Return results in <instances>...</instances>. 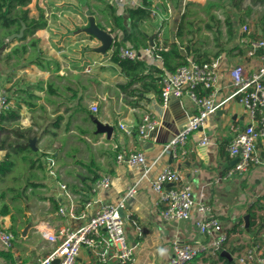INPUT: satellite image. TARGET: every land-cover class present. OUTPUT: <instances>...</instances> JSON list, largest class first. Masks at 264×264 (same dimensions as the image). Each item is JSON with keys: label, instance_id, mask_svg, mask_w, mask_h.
<instances>
[{"label": "crops", "instance_id": "crops-1", "mask_svg": "<svg viewBox=\"0 0 264 264\" xmlns=\"http://www.w3.org/2000/svg\"><path fill=\"white\" fill-rule=\"evenodd\" d=\"M111 2L113 3L112 0ZM143 4L149 5L152 16V19L143 25L144 32L148 36L147 47L153 46L159 53L163 50L167 51L172 45H177L186 57L195 60L204 58V61L219 60L217 84L219 101L228 99L234 91L231 72L236 65H242L248 71L255 70L261 65L257 55H247V47L243 45L242 40L245 37L264 39V0H143ZM114 6L118 14L123 15L124 22L129 28L130 17L126 11L128 6L125 0ZM156 7L161 9L159 16L152 14V9ZM94 15L98 22L106 23L103 14L97 12ZM106 28L111 29L108 25ZM111 32L115 36L119 35L117 30ZM152 34H155L154 44L150 45L149 36ZM94 41L99 44L97 40ZM147 47L138 49L140 59L144 60L148 67H163L160 62L153 59L151 53L146 50ZM93 54L98 53H91L89 56L92 57ZM74 60L68 59L67 66L62 65L61 70L65 69L64 73L67 69L77 72L72 68L71 62ZM77 60L81 68L91 67L84 57ZM112 66L119 73L116 79L111 81L100 74L103 72V67L99 66L93 71L94 76L90 75L92 78H97L99 84L93 82L89 86L88 81L85 80L84 83L88 88L83 92L79 89L87 109L102 121L115 126L112 137L108 139L105 135L81 134V129L88 131L95 129L92 120L85 122L82 116H78L68 125L71 111H65L66 106L60 108L59 113L65 116V120L58 130L57 138L53 140L43 136L45 142L42 146H38L39 142H37L38 148L44 147L46 143L51 144L50 153L55 152L54 148H61L59 152L56 151L60 155L55 164L57 176L37 173L35 179L44 186L37 190V196L29 202L28 222L20 230L21 239H30L32 234H37L40 241L30 244L27 250L22 251L15 243L16 238L14 250H9L13 258L9 259L0 254V264L34 262L38 258L45 257L54 248V243L46 240L43 235L44 230L55 232L67 222L72 228H78L89 219L101 203L116 202L121 195L133 187L136 188V192L128 198L123 210L125 228L131 244L135 247L137 264H170L173 256L172 241L176 237L183 243L191 245L209 242L196 228V221L204 217L197 211H194L188 220L167 221L162 217L163 205L158 202V195L152 189V181L167 165L181 170L185 181L191 183L197 202L214 206L217 216L229 231L223 249L231 254L229 260L238 264L237 255L252 246H257L264 256V227L260 228L259 225V220L264 219V166L258 164L249 168L243 175L236 174L231 178L226 176L237 161L227 150L232 137L230 126L233 124L244 128L250 123V118L238 98L228 99L216 114L208 118L203 128L189 136L185 145L187 154L182 160H178L173 157L169 149H166V144L158 143L154 139V144L145 148L146 141L139 137V132L137 135L134 134L135 128H138L149 112H152L162 123V116L156 108L163 106L157 101L154 92L146 95L149 99L146 104L131 106L119 87L126 78L116 65L112 64ZM82 71L81 73L86 75L85 70ZM109 91L112 94H109ZM180 99L185 113L176 111L179 118H175L172 111L167 112L166 128L167 126L177 128L178 121L197 113L195 103L187 95ZM75 103L76 101L72 102ZM94 104L98 106L96 112L91 108ZM169 106L177 108L178 102L171 101ZM48 108L52 109V107L47 106V110L48 115L54 117L56 115L54 110L49 112ZM20 127H31V121L25 115L20 120ZM162 133V138H165L167 132ZM203 135L210 137L208 145H199ZM116 150L118 153L144 151L150 165L149 169H135L118 164ZM76 160H83L85 163L94 161L99 166L100 177L110 175L111 186L98 192L93 191L94 182L88 178L91 174ZM61 184L66 187L62 188ZM28 193L31 194V190ZM40 196L45 198L39 199ZM54 200H57L59 208L61 206L66 208V215H62L59 209H56ZM246 215H249L248 228H246ZM28 223H31V227L27 235L23 236L22 231ZM0 224L9 228L10 216L0 215ZM262 224L264 226V223ZM233 229L235 232H232ZM220 255L221 253L217 256L203 254L188 264H225V261L220 259ZM77 264L120 263L115 259L101 263L95 251L83 248L77 258Z\"/></svg>", "mask_w": 264, "mask_h": 264}, {"label": "built area", "instance_id": "built-area-1", "mask_svg": "<svg viewBox=\"0 0 264 264\" xmlns=\"http://www.w3.org/2000/svg\"><path fill=\"white\" fill-rule=\"evenodd\" d=\"M112 1L114 4L123 2V0ZM125 3L128 7L144 6L143 0H125ZM160 13L159 7L152 9L154 16H159ZM108 30L111 31L110 28ZM113 37L114 44L116 36ZM242 43L247 47V55H257L261 65L252 71H248L242 65H236L231 72L234 91L228 99L238 98L250 118V123L244 128L233 124L230 126L232 137L227 150L237 161L227 172L228 178L236 174L243 175L252 166L258 164L264 166V39L245 37ZM113 44L111 52L114 50ZM146 50L151 53L155 61L161 63V66L164 64L162 56L153 46L147 47ZM118 56L137 60L141 55L133 45L125 44L119 47ZM218 68V59L199 62L186 57L185 62L176 70L163 71L161 74L160 103L163 107L169 106L172 95L180 98L187 95L197 108V113L190 117L186 127L166 144V149L172 152L175 159L182 160L186 156L185 145L189 136L203 128L208 118L216 114L228 101V99L222 101L217 99ZM13 105L14 99L7 89L6 82H0V115ZM91 108L94 112L98 110L97 104L92 105ZM160 123L161 121L152 112L147 113L138 125L139 137L147 141L150 132L156 130ZM121 127L126 129L124 125ZM209 142L210 137L203 135L199 145H208ZM48 161L49 173L57 176L54 160L49 158ZM116 161L118 164L135 169L148 170L150 167L146 153L141 150L120 152L116 156ZM111 182L110 175H103L94 182L92 189L95 192L107 189L111 186ZM61 187L65 188L66 185L61 184ZM152 189L158 195V202L163 205L161 215L165 220H188L194 211L204 216L196 221V228L209 242L191 245L183 243L176 237L172 241L173 256L170 264H188L203 254L217 256L221 253L228 240L229 231L217 216L213 205L196 201L191 183L185 181L179 168L170 165L163 167L153 179ZM135 192L136 188L133 187L121 195L116 202L101 203L89 219L78 228H72L67 222L55 232L44 230L43 235L46 240L54 243V248L45 257L38 258L34 262L19 261L17 264H77V258L83 248L95 251L101 263L115 259L120 264H137L135 247L129 240L125 220L120 213V210L126 206L128 198ZM59 212L66 215V208L61 206ZM15 239L16 235L0 224V249L13 251ZM236 261L238 264H264V256L257 246H252L238 254Z\"/></svg>", "mask_w": 264, "mask_h": 264}, {"label": "trees", "instance_id": "trees-1", "mask_svg": "<svg viewBox=\"0 0 264 264\" xmlns=\"http://www.w3.org/2000/svg\"><path fill=\"white\" fill-rule=\"evenodd\" d=\"M74 1L77 8L86 5L87 9L93 14L97 12L103 14L106 23L99 22L100 26L106 28L108 25L112 31L117 30L119 32L113 44L112 55L107 53L106 57L119 68L120 73L126 78L123 83L119 84V87L125 94L129 104L133 107L146 104L145 102H149L146 96L149 92H154L157 95V101L161 102V74L163 71L172 72L185 62L186 56L179 46L172 45L167 51L159 52L164 60L163 67H148L146 62L140 58L131 60L118 56L119 47L126 43L133 45L136 49L148 46V36L144 32L143 25L146 21L152 19L149 5L127 7L126 11L130 17L128 28L123 15L118 14L117 8L111 0ZM31 3L32 0H0V82H12L14 77V75H8L5 80L2 62L6 68L12 70L35 65L43 72L50 73L47 79L41 77L37 81L27 82L17 80L13 83V87L7 86L14 99V105L0 115V131H10L15 137V140L11 141L7 137L0 143V150H6L0 159V215L10 216L11 225L9 230L16 235V238H20V230L28 222L27 208L30 199L37 196V190L44 186L42 182L35 179L37 173L44 175L49 173L50 163L48 159H53L56 164V161L60 158L56 151L61 150L60 147L54 148L55 152L50 153L51 144L49 143L37 150L30 147L28 141L32 138V127L20 128L22 108L26 107L33 113V126H39L40 121L47 123L41 129L37 142L43 136L54 140V138H57L58 130L65 120V116L59 113L62 106H66L65 111H71L68 125L74 122L78 116H82V120L85 122L91 121L89 118L91 111L84 104L83 95L80 92L88 88L84 83L85 80L88 81L89 86L93 82L98 84L100 82L95 77L92 78L90 75L81 73L83 68L80 67L77 59L71 62L73 64L72 68L77 72L67 69L66 73L60 74L61 61L54 55L48 54L42 46L43 39L37 35L39 30L49 29L48 17L45 16V11L40 6H36L37 12L32 13L29 6ZM54 17L56 18V14ZM22 28V36L8 38L12 34L19 33ZM120 33L122 36H120ZM79 35H86L89 40H95L92 35L82 31ZM14 42L17 43L12 45ZM204 60V58L197 59L199 62ZM79 89L82 90L79 92ZM73 101H76V103L72 104ZM47 106H51L54 110L56 114L54 117L48 115ZM35 114H38V116ZM80 133L83 135L94 134L93 131L84 129H81ZM134 134H138L137 127ZM117 153L116 150L115 154ZM76 161L88 169L91 174L88 178L92 182L100 178L99 166L94 161L89 163H85L83 160ZM20 165H24L25 172L21 169L18 170ZM90 188L92 187L90 186ZM29 190H31V194L28 193ZM38 198L45 197L40 196ZM54 202L58 210L57 200H54ZM232 232H235V229ZM0 254L9 259L13 258L9 250L0 249ZM220 259L224 260L225 264H235L234 261L222 255H220Z\"/></svg>", "mask_w": 264, "mask_h": 264}, {"label": "rangeland", "instance_id": "rangeland-1", "mask_svg": "<svg viewBox=\"0 0 264 264\" xmlns=\"http://www.w3.org/2000/svg\"><path fill=\"white\" fill-rule=\"evenodd\" d=\"M29 6L32 9V13L37 12L36 6L42 7L45 11V16L48 17L50 26L49 29L39 30L37 32V35L44 39L42 46L48 52V54H52L58 58L64 67L67 66L68 59H80L81 57H84L86 63L91 64L90 69L87 70L84 69V67L82 69L83 71L85 70L86 75L94 76L93 71L99 66H102L103 72L100 74L105 75L109 78V80L117 78L116 75L119 73L116 69H114L112 64H110L109 59L106 58V55L98 53L95 55L93 54L92 57L89 56V54L94 53L92 49L97 46L95 43L96 41L89 40L86 38V35H79V33L82 31L81 29H83L88 23V18L85 14L87 6L81 5L79 8H77L74 0H32V3ZM55 14L56 18L54 17ZM15 43L17 42H14L12 45ZM108 54L112 55V52L109 50ZM2 66L5 72V80L8 75H14L12 82L6 83V86L8 87H13V83L17 80L24 82L37 81L39 78H46L49 75L48 72H43L35 65L23 67L19 70L8 69L4 66L3 62ZM64 72L65 69H63V71L61 70L60 74ZM109 94H112L111 91H109ZM48 109L49 112L52 111L51 108ZM24 115L31 121V137H37L38 140L40 137V131H42L41 129L47 123L45 121H40L39 126H33V113L30 112L26 107H23L21 110L20 120L24 117ZM35 115L38 116V114ZM7 137L9 141L15 140L14 135L10 131H0V143ZM44 142L45 139L43 140L42 138L39 141L38 146H42ZM4 153V150H0V158L4 155ZM20 169L21 171L25 172L24 165H20L18 170L20 171ZM31 200L33 201V197L30 199V201ZM259 221L260 228L264 227L262 226L264 219ZM17 225L19 226L20 224ZM39 241L40 237L37 234H32L30 239H21L18 237L15 243L20 246L22 251H25L30 244L33 245L35 243H39Z\"/></svg>", "mask_w": 264, "mask_h": 264}, {"label": "water", "instance_id": "water-1", "mask_svg": "<svg viewBox=\"0 0 264 264\" xmlns=\"http://www.w3.org/2000/svg\"><path fill=\"white\" fill-rule=\"evenodd\" d=\"M85 14L88 18V23L87 25L81 29L82 32H85L88 35H92L95 40H97L99 42V44L97 46H95L92 50L95 51L96 53H101L103 55H106L108 53V51L111 49L112 44H113V40L114 37L112 35V32L110 30H108L107 28H104L102 26L99 25V22L97 21L95 15L90 11V10H86ZM23 34V28L20 30L19 33H15L10 35L8 38L12 39L14 37H20ZM155 34H152L149 36V41H150V45H153V39H154ZM176 100L178 102V106L177 108H171V106H167V107H157L156 109L160 112L161 116H162V123H160L159 127L150 132V135L148 137V140L145 143V148L150 147L154 144V139L156 142L158 143H163V144H167L169 143L174 137L175 135L183 130L186 127V124L189 122V119L187 117V119H182L181 121L177 122V128H171L165 127L167 124V119L165 117L166 113L169 111L173 112V117L177 118L178 117V113H185L182 105H181V99L180 97H177L175 95H172L170 97V102ZM90 119L92 120V122L95 125V129L93 130L94 134H98V135H105L106 138L110 139L115 131V126L108 123V122H104L102 121L96 114L91 113L89 114ZM179 118V117H178ZM186 120V122H185ZM184 121V123H183ZM167 132L166 133V137L162 138L163 133L162 132ZM30 147L33 150H37V137H32L29 139L28 141ZM121 215L124 217L125 212L123 209L120 210ZM245 221H246V228H248L249 226V215L245 216ZM31 227V223H28L26 225V227L23 229L22 231V235L26 236L27 232L29 230V228ZM221 255L231 258V254L227 251V250H222L221 251Z\"/></svg>", "mask_w": 264, "mask_h": 264}, {"label": "bare ground", "instance_id": "bare-ground-1", "mask_svg": "<svg viewBox=\"0 0 264 264\" xmlns=\"http://www.w3.org/2000/svg\"><path fill=\"white\" fill-rule=\"evenodd\" d=\"M41 225V224H40ZM41 227V226H40Z\"/></svg>", "mask_w": 264, "mask_h": 264}]
</instances>
